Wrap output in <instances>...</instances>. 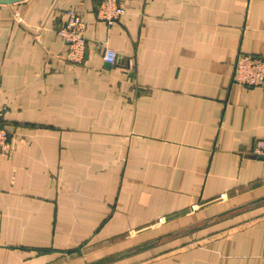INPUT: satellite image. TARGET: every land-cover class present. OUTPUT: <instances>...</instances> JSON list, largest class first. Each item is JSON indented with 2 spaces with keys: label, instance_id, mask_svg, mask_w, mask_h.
Masks as SVG:
<instances>
[{
  "label": "crops",
  "instance_id": "crops-1",
  "mask_svg": "<svg viewBox=\"0 0 264 264\" xmlns=\"http://www.w3.org/2000/svg\"><path fill=\"white\" fill-rule=\"evenodd\" d=\"M122 3L107 24L94 0H0V264H264V86L231 81L264 57V0Z\"/></svg>",
  "mask_w": 264,
  "mask_h": 264
},
{
  "label": "built area",
  "instance_id": "built-area-1",
  "mask_svg": "<svg viewBox=\"0 0 264 264\" xmlns=\"http://www.w3.org/2000/svg\"><path fill=\"white\" fill-rule=\"evenodd\" d=\"M95 16L97 19L112 24L126 12L122 0H94ZM67 19L57 30L63 40V59L72 66H79L85 62L87 39L85 37V23L81 16L73 9H67ZM95 47L102 50L103 59L113 63L117 59V52L101 42H96ZM231 81L244 86H264V57L254 54L239 52L236 56L231 72ZM4 108L0 106V117ZM8 147V132L0 122V152ZM250 154L256 160L264 163V138L254 139Z\"/></svg>",
  "mask_w": 264,
  "mask_h": 264
},
{
  "label": "water",
  "instance_id": "water-1",
  "mask_svg": "<svg viewBox=\"0 0 264 264\" xmlns=\"http://www.w3.org/2000/svg\"><path fill=\"white\" fill-rule=\"evenodd\" d=\"M157 240H158V238H156V239H154V240H151L150 242L152 243V242L157 241Z\"/></svg>",
  "mask_w": 264,
  "mask_h": 264
}]
</instances>
